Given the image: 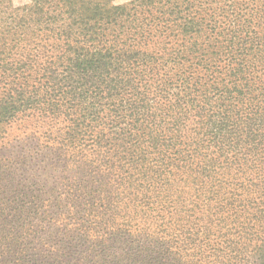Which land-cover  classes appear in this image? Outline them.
<instances>
[{"label":"trees","instance_id":"1","mask_svg":"<svg viewBox=\"0 0 264 264\" xmlns=\"http://www.w3.org/2000/svg\"><path fill=\"white\" fill-rule=\"evenodd\" d=\"M0 264H264V0H0Z\"/></svg>","mask_w":264,"mask_h":264},{"label":"rangeland","instance_id":"2","mask_svg":"<svg viewBox=\"0 0 264 264\" xmlns=\"http://www.w3.org/2000/svg\"><path fill=\"white\" fill-rule=\"evenodd\" d=\"M15 2H18V3H22V2H27L28 0H14ZM116 1L117 3H124L128 0H114Z\"/></svg>","mask_w":264,"mask_h":264}]
</instances>
